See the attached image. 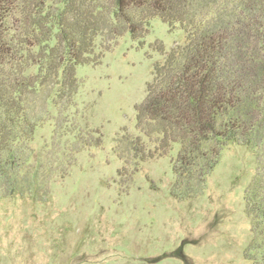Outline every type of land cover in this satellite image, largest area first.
Listing matches in <instances>:
<instances>
[{
  "label": "trees",
  "instance_id": "trees-1",
  "mask_svg": "<svg viewBox=\"0 0 264 264\" xmlns=\"http://www.w3.org/2000/svg\"><path fill=\"white\" fill-rule=\"evenodd\" d=\"M154 18L182 29L185 42L153 65L135 126L154 146L146 150L134 137L132 158L177 145L171 194L186 199L226 145L253 150L246 254L264 264V0H0V198L37 191L29 141L44 102L64 111L77 90V67L99 64L124 34L143 46ZM101 143L98 133L79 150Z\"/></svg>",
  "mask_w": 264,
  "mask_h": 264
},
{
  "label": "rangeland",
  "instance_id": "rangeland-1",
  "mask_svg": "<svg viewBox=\"0 0 264 264\" xmlns=\"http://www.w3.org/2000/svg\"><path fill=\"white\" fill-rule=\"evenodd\" d=\"M144 39L139 46L124 34L99 64L77 67V90L64 111L44 102L47 112L29 141L37 191L0 198V264H254L246 254L252 232L245 199L253 150L226 145L186 199L171 194L177 145L132 158L134 137L146 150L154 146L135 126V105L154 63L183 45L185 33L154 18ZM98 133L99 147L79 150Z\"/></svg>",
  "mask_w": 264,
  "mask_h": 264
}]
</instances>
